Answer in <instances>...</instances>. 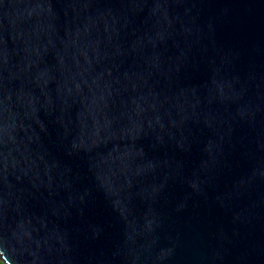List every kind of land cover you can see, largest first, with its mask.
<instances>
[{
  "label": "water",
  "instance_id": "obj_1",
  "mask_svg": "<svg viewBox=\"0 0 264 264\" xmlns=\"http://www.w3.org/2000/svg\"><path fill=\"white\" fill-rule=\"evenodd\" d=\"M0 261L264 264V0H0Z\"/></svg>",
  "mask_w": 264,
  "mask_h": 264
},
{
  "label": "trees",
  "instance_id": "obj_2",
  "mask_svg": "<svg viewBox=\"0 0 264 264\" xmlns=\"http://www.w3.org/2000/svg\"><path fill=\"white\" fill-rule=\"evenodd\" d=\"M0 264H5V263H3L2 261H0Z\"/></svg>",
  "mask_w": 264,
  "mask_h": 264
}]
</instances>
